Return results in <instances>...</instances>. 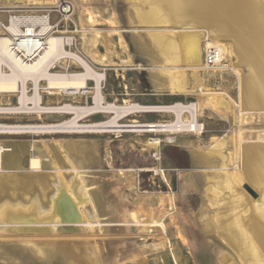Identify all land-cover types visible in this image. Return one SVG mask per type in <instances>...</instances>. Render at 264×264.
<instances>
[{
  "label": "rangeland",
  "instance_id": "1",
  "mask_svg": "<svg viewBox=\"0 0 264 264\" xmlns=\"http://www.w3.org/2000/svg\"><path fill=\"white\" fill-rule=\"evenodd\" d=\"M43 1L49 7L68 4L75 7L71 20L64 22L59 32H67L64 35L69 36L70 32L78 31L70 36L73 41L67 49L88 59L97 72L105 74L102 90L106 102L117 101L121 104L130 100L150 106L175 102L198 103L200 112L197 120L204 129L200 135H173V142L165 134L152 133L0 134V142L4 138H11L21 144L14 148L21 151V155L28 148L23 145L33 139L39 140L38 149L35 147V152H30L28 156L21 158L15 155L19 152H14L13 148V152H6L4 157L7 158L0 166V176L16 175L19 180L36 174L28 168V162L31 156H39L43 168L37 172L36 178H45L48 183V187L43 188L45 184L41 182L33 181L32 185L22 186L2 180L0 210L7 207L16 211L18 207L29 205L32 212L49 213L54 198L62 194L65 199L72 196L77 205L78 213L75 215L73 212L72 217L80 214L83 218L85 214L91 222L72 225L49 223L39 227L6 223L0 219V264H70L71 257L74 264H82L80 258L73 257L75 255L87 258V264H244L230 239L220 232L215 219L216 208L211 206L205 195L207 179L222 169L199 164L193 153L208 154L216 143L215 139H224L223 150L233 161L227 171H237L234 164L236 137L241 132L244 142L263 140L264 114L245 116L241 120L236 118L238 110L235 103L224 105L223 108L228 107L226 111L217 112L215 106L208 102L207 98L211 95L198 92L199 95L184 96L159 92L158 83H155L157 72L162 70L152 68L150 33L164 26L138 24L130 0ZM31 3L34 2L28 4ZM16 4L27 3L0 0L3 6ZM89 12L99 15L97 25L92 26L87 22ZM99 35L102 38L98 51L108 58L102 63L93 60L88 51L91 39ZM75 63L69 60L62 66L69 72L81 71L82 68ZM215 70V73L207 76L206 90L225 95L227 101H236L237 77L232 72L220 73L218 69ZM53 71L64 70L56 66ZM42 86L47 85L42 82ZM32 87L30 83L29 95L34 94ZM88 87L86 92L93 91L94 82L89 81ZM42 95L44 105H87L93 102L92 94L73 97L61 94L56 97L43 92ZM0 103L16 106L18 97L0 96ZM9 116L11 118L6 122L11 125L52 124L71 118L59 114ZM109 118L110 115L95 114L83 122H100ZM1 119L0 123L3 122ZM132 120L140 123L172 122L176 116L172 113H139L122 123L130 124L128 122ZM150 138L160 140V145L149 147L147 143ZM7 159L12 161L9 163ZM248 188L255 193L249 192ZM240 189L252 201L259 200V194L247 182L242 183ZM132 213L145 222H165L169 229L168 240L157 227L116 226L122 222L131 223ZM40 248L45 249H41L43 253ZM48 249L54 255L46 253ZM245 261L248 262V259L245 258Z\"/></svg>",
  "mask_w": 264,
  "mask_h": 264
},
{
  "label": "bare ground",
  "instance_id": "2",
  "mask_svg": "<svg viewBox=\"0 0 264 264\" xmlns=\"http://www.w3.org/2000/svg\"><path fill=\"white\" fill-rule=\"evenodd\" d=\"M16 1L28 4L29 2L41 3L42 0ZM130 1L133 3V15L138 24L156 23L164 26L150 33L153 51L152 68L162 70L157 72L158 79L155 83H158L159 92L184 96L198 94V92L203 93L202 95H211L212 97L207 98L208 102L215 106L217 112L226 111L228 107L223 108L224 105L230 106V103H235L238 110L236 118L241 120L245 116L264 114V0ZM144 7L148 8L144 9ZM87 22L92 26L97 25L99 15L89 12ZM28 29L32 32L30 27ZM9 30L12 35L20 31L17 25H12ZM77 32H70L71 35L65 36L67 32H58L59 35H54L49 31L44 51L26 64L12 53L10 49L12 38L6 35L0 36V96L18 97L16 106L0 103V115L37 114L41 117L43 114H59L71 117L64 122L52 124L0 123V134L152 133L165 134L173 142L172 136L176 134L200 135L203 133V124L197 120L200 112L198 103L176 102L171 105L150 106L132 103L129 102L130 100H125L121 104L117 101L106 102L102 90L105 74L97 72L88 59L67 49L73 41L70 36ZM101 38L102 36L99 35L91 39V48L88 45V51L93 60L100 63L108 60L106 54L98 51ZM213 46L221 50L222 57L225 59L224 65L217 71L232 72L237 77L236 101L229 99V102L225 95L206 90L207 76L215 73L216 70L205 64L204 52L205 48ZM69 60L75 61L82 70L79 72L66 70L67 68L62 65ZM56 66L64 71L54 72L53 68ZM89 81H94L93 91L86 92L89 89ZM29 82L33 85V95H29ZM42 82H45L47 86H42ZM43 92L56 97L61 94L69 97L92 94L93 102L87 105L73 103L44 105ZM139 113H172L175 114L176 120L147 123L132 120L128 122L130 124L122 123L131 115ZM95 114L110 115V118L100 122H83ZM236 138L234 164L238 170L233 173L227 171L233 161L223 150L224 139H215L213 151L211 150L208 154L198 151H194L193 154L197 157L199 164L222 169L207 179L208 185L205 188L207 200L216 208L215 219L220 232L230 239L231 245L237 250L244 264H264V139L244 142L245 138L241 132ZM160 143L161 141L157 138H150L147 145L158 147ZM9 150L11 149L0 144V166L7 158L4 155L6 156ZM38 157L31 156L28 162V168L35 173L43 168L42 160ZM7 162H9L8 159ZM34 176L37 177V174ZM3 179L0 177V182H3ZM22 182L24 183V180ZM244 182H247L259 194L258 201H252L241 191L240 186ZM46 184L48 185L47 182ZM61 186L65 188L63 184ZM28 207L29 205H24V207H18L16 211H11L13 208L9 210L7 207H2L0 219L6 223L39 227L49 223L68 225L91 223L85 214L83 218L80 214L77 215L78 217H72L73 212L75 215L78 213L72 196L65 199L62 194L57 195L49 213L32 212ZM116 226L129 228L141 226L144 229L157 227L168 240L169 229L165 222L158 220L145 222L139 220L135 213H132L131 223L122 222ZM41 249L45 250L40 248V252H42ZM48 250L46 253H53L51 249ZM73 257L80 258L79 261L82 264H87V258H81L78 255ZM73 261L71 257L70 264H74Z\"/></svg>",
  "mask_w": 264,
  "mask_h": 264
},
{
  "label": "built area",
  "instance_id": "3",
  "mask_svg": "<svg viewBox=\"0 0 264 264\" xmlns=\"http://www.w3.org/2000/svg\"><path fill=\"white\" fill-rule=\"evenodd\" d=\"M74 10L75 7H71L70 4L49 7L43 0L41 3L26 5H0V36L12 38L10 41L12 53L26 64L44 51L47 33L50 31L54 35L57 34L59 27L71 20ZM12 25H17L20 30L16 35L10 33ZM28 27L32 32H29ZM204 59L205 64L211 69H220L225 63L221 50L216 46L205 48ZM4 70L6 71L5 67Z\"/></svg>",
  "mask_w": 264,
  "mask_h": 264
},
{
  "label": "crops",
  "instance_id": "4",
  "mask_svg": "<svg viewBox=\"0 0 264 264\" xmlns=\"http://www.w3.org/2000/svg\"><path fill=\"white\" fill-rule=\"evenodd\" d=\"M0 118H2L1 119V121H3L2 122V124H7V120L9 121L10 119L9 118H11V116H9V114H4L3 116L2 115H0ZM11 135V134H10ZM17 140H19V139H17ZM30 141V140H29ZM1 142L3 143L2 145H4L5 147L7 146L8 148H15V147H17V146H20V144H18V142H16V140H14V139H11V138H4L3 140H1ZM34 142V143H33ZM39 142V140H36V139H33V140H31V142L29 143V144H27V146H28V148H26V150H24V152H27L26 153V155L24 154V155H22V156H28V153L30 154V152H35L34 150H35V147L36 146H38L37 145V143ZM8 144V145H7ZM14 144V145H13ZM37 149H38V147H37ZM16 151H17V149H15ZM14 150V152H16ZM9 151H13L12 149L11 150H9ZM18 152V151H17ZM15 155H18L19 156V153L18 154H15ZM20 156H21V154H20ZM37 174V173H36ZM36 174H32V175H29L27 178L26 177H24L23 178V180H24V183L22 182L23 180L22 179H17V176L16 175H9V177H3L5 180L7 179V181H13L14 182V185H19V184H22V186H28V185H32V183H33V181H35V182H41V183H43L42 182V180H44L45 178H42L41 180H39V179H37L36 178V176H34V175H36ZM11 176V177H10ZM13 176V177H12ZM0 177H2V176H0ZM31 177V178H30ZM3 179V180H4ZM17 181V182H16ZM30 181V182H29ZM0 183H3V182H0ZM19 183V184H18ZM28 183V184H27ZM43 184H45V186H44V188L45 187H47L48 185L46 184V181L44 180V183ZM31 203H34V201H32ZM31 203H29V204H31ZM13 205L14 204H17V203H12ZM11 204V205H12Z\"/></svg>",
  "mask_w": 264,
  "mask_h": 264
},
{
  "label": "water",
  "instance_id": "5",
  "mask_svg": "<svg viewBox=\"0 0 264 264\" xmlns=\"http://www.w3.org/2000/svg\"><path fill=\"white\" fill-rule=\"evenodd\" d=\"M249 192L252 191V194H254L255 192L251 189V188H248Z\"/></svg>",
  "mask_w": 264,
  "mask_h": 264
}]
</instances>
